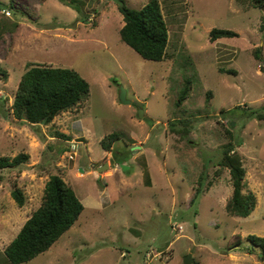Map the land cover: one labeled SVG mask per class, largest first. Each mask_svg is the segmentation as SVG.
<instances>
[{"label":"rangeland","instance_id":"obj_1","mask_svg":"<svg viewBox=\"0 0 264 264\" xmlns=\"http://www.w3.org/2000/svg\"><path fill=\"white\" fill-rule=\"evenodd\" d=\"M125 1L135 9L148 2ZM160 1L170 41L167 57L153 61L121 39L115 0H68L81 12L62 0H0V157L29 154L1 171L0 264H13L4 249L41 204L52 174L81 201L94 193L102 207L84 208L50 250L20 264H185L188 255L198 264H264L248 240L264 236V7ZM214 27L239 36L211 41ZM30 64L77 70L90 95L50 123L17 119L12 104ZM122 88L129 103L120 99ZM225 127L244 158V191L258 198L247 217L228 214L231 175L215 173L230 140ZM112 132L120 139L106 151L100 141Z\"/></svg>","mask_w":264,"mask_h":264},{"label":"trees","instance_id":"obj_2","mask_svg":"<svg viewBox=\"0 0 264 264\" xmlns=\"http://www.w3.org/2000/svg\"><path fill=\"white\" fill-rule=\"evenodd\" d=\"M62 1L81 12L75 2ZM237 1L247 7H264V0ZM118 8L124 18V25L120 28L121 39L144 59L153 61L165 59L168 55L170 36L161 1L148 0L140 9H135L124 0V4L118 5ZM260 30L264 31V16H262ZM234 36H239V33L232 29L214 27L209 32L211 41ZM254 53L257 58L260 57L259 48H256ZM221 70L236 73L234 69L221 68ZM187 92L188 89L181 91L177 106L186 100ZM89 95L90 83L77 70L50 64H30L19 81L12 104V113L17 119L33 124L50 123L59 114L77 107ZM259 117H264V114H260ZM177 120L179 123L183 122L182 119ZM175 123L172 124L175 125ZM224 131L230 140L222 145V156L216 164L215 173L219 176L227 169L231 175L233 192L226 204L228 214L247 217L256 208L258 198L253 191H244L247 187L244 158L232 142L233 131L229 127H225ZM55 134L70 139L69 135L61 132L56 131ZM119 139V134L112 132L101 139L100 145L104 150L110 151ZM28 159L29 154L26 153H19L13 158L0 157V181L3 169L17 168ZM116 163L124 164V161H116ZM148 180L150 178H147V183ZM203 181L204 178L194 193L191 201L193 205H196L202 194ZM12 194L18 204L23 206L25 198L21 189L15 188ZM84 208L74 188L61 175L52 174L45 184L41 204L6 246L5 255L13 264H20L50 250L57 240L79 220ZM248 240L253 247H259L262 253L260 258L264 261V236L250 234ZM151 251L154 250L147 252Z\"/></svg>","mask_w":264,"mask_h":264},{"label":"water","instance_id":"obj_3","mask_svg":"<svg viewBox=\"0 0 264 264\" xmlns=\"http://www.w3.org/2000/svg\"><path fill=\"white\" fill-rule=\"evenodd\" d=\"M120 6H122L124 4V0H115ZM120 99L122 102L124 103H129V100H127L126 98V90L124 88H122L121 93H120ZM108 165V164H107ZM106 166V165H105ZM121 168H129L127 165L125 164H121ZM81 170H83L81 168ZM185 264H198V262L196 261L195 258H193L191 255H188L185 260H184Z\"/></svg>","mask_w":264,"mask_h":264},{"label":"crops","instance_id":"obj_4","mask_svg":"<svg viewBox=\"0 0 264 264\" xmlns=\"http://www.w3.org/2000/svg\"><path fill=\"white\" fill-rule=\"evenodd\" d=\"M97 200L98 199H96L94 193L89 192V194L86 195L85 199L82 202L84 203L85 208L89 207V208H92V209H100L102 207V203L100 204ZM121 255H123V254H121Z\"/></svg>","mask_w":264,"mask_h":264},{"label":"built area","instance_id":"obj_5","mask_svg":"<svg viewBox=\"0 0 264 264\" xmlns=\"http://www.w3.org/2000/svg\"><path fill=\"white\" fill-rule=\"evenodd\" d=\"M151 255H152L151 252H148L147 253V258L150 257Z\"/></svg>","mask_w":264,"mask_h":264},{"label":"clouds","instance_id":"obj_6","mask_svg":"<svg viewBox=\"0 0 264 264\" xmlns=\"http://www.w3.org/2000/svg\"><path fill=\"white\" fill-rule=\"evenodd\" d=\"M120 165V164H119Z\"/></svg>","mask_w":264,"mask_h":264}]
</instances>
